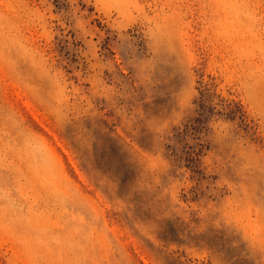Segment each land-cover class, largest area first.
Here are the masks:
<instances>
[{
    "label": "rangeland",
    "instance_id": "obj_1",
    "mask_svg": "<svg viewBox=\"0 0 264 264\" xmlns=\"http://www.w3.org/2000/svg\"><path fill=\"white\" fill-rule=\"evenodd\" d=\"M0 264H264V0H0Z\"/></svg>",
    "mask_w": 264,
    "mask_h": 264
}]
</instances>
